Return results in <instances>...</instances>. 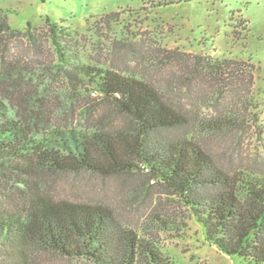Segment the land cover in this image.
<instances>
[{
    "label": "trees",
    "instance_id": "obj_1",
    "mask_svg": "<svg viewBox=\"0 0 264 264\" xmlns=\"http://www.w3.org/2000/svg\"><path fill=\"white\" fill-rule=\"evenodd\" d=\"M48 26L66 82L74 91L91 87L105 110L97 114L88 107L78 124H56L49 114L57 104L47 87L20 73L0 74V264H34L39 254L90 264H175L156 241L122 224L111 207L57 199L48 190L58 177L128 181L144 172L148 182L162 186L187 210L220 253L264 264V174L228 170L198 142V137L224 138L253 129L264 136L251 60H213L178 48L149 59L156 68L186 73L173 83L185 79L191 94L194 80L231 92V103L201 119L179 105L173 89L164 94L148 80L82 63L71 49L77 33L56 23ZM18 34L0 9V38ZM27 37L37 41L33 33ZM13 79L7 86L18 92L19 115L1 91ZM141 186L127 192L126 201L134 204L146 196ZM151 214L159 231L180 228L175 215Z\"/></svg>",
    "mask_w": 264,
    "mask_h": 264
},
{
    "label": "rangeland",
    "instance_id": "obj_2",
    "mask_svg": "<svg viewBox=\"0 0 264 264\" xmlns=\"http://www.w3.org/2000/svg\"><path fill=\"white\" fill-rule=\"evenodd\" d=\"M0 9L7 13L11 27L20 31L15 37L0 38V74L20 73L47 87L50 100L57 104L49 114L56 124H78L82 110L88 107L97 114L105 109L91 87L74 91L64 79L49 23L77 33L71 49L82 63L148 80L164 94L173 89L179 105L197 112L201 119L231 103V92L224 89L219 93L220 88L211 83L194 80L191 94L185 79L173 83L186 73L171 66L156 68L149 59L160 58L163 50L178 48L185 53H204L213 60H251L256 68L254 99L260 103L257 114L264 123V0H0ZM112 13L115 15L102 19ZM28 33L37 41H31ZM14 79L4 82L1 91L11 111L19 115L23 105L19 106L18 92L7 86ZM65 95L68 106L58 113L67 102ZM112 122L114 127L120 125L116 116ZM199 141L228 170L264 174V136L258 130L224 138L198 137ZM144 174L128 177V181L88 175L58 177L48 190L57 199L111 207L122 224L156 241L175 264H254L220 253L206 241L202 227L187 210L162 186L148 182ZM138 185H144L146 196L130 204L126 194ZM154 210L178 217L180 228L159 231L150 222ZM34 264L90 263L39 254Z\"/></svg>",
    "mask_w": 264,
    "mask_h": 264
}]
</instances>
